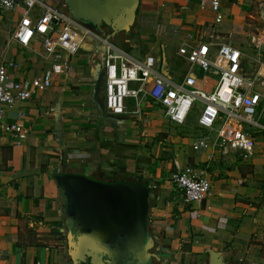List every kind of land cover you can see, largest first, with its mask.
Masks as SVG:
<instances>
[{
    "label": "crops",
    "instance_id": "crops-1",
    "mask_svg": "<svg viewBox=\"0 0 264 264\" xmlns=\"http://www.w3.org/2000/svg\"><path fill=\"white\" fill-rule=\"evenodd\" d=\"M46 1L65 8L62 0ZM199 3L140 0L134 27L113 41L122 39L141 53L135 57L125 50L136 59L154 53L167 61L166 45L203 37L211 25L212 14ZM261 4L264 0H224L223 38L233 32L237 47H246L249 34L264 29ZM20 18L17 12H0V61L14 64L7 85L30 81L49 67L54 77L47 90L4 113L6 124L22 125L27 133L19 139L0 130V264H73L55 169L102 182L152 185L148 228L159 259L153 264H208L210 251L226 264H264V214L255 206H264V133H257L255 153L247 160L236 154L215 153L210 160L196 154L191 147L201 132L196 126L189 127L196 132L190 146L178 141L169 159L150 157L147 137L159 133L144 113L150 109L141 119L109 116L104 110L100 42L87 38L75 55L53 61L40 40L24 48L12 39ZM262 52L263 60L264 46ZM252 67L249 73L257 69L256 62ZM186 123L180 127L187 129ZM186 166L205 169L210 195L200 202H185L171 182Z\"/></svg>",
    "mask_w": 264,
    "mask_h": 264
},
{
    "label": "built area",
    "instance_id": "built-area-1",
    "mask_svg": "<svg viewBox=\"0 0 264 264\" xmlns=\"http://www.w3.org/2000/svg\"><path fill=\"white\" fill-rule=\"evenodd\" d=\"M223 1L199 0L200 9L212 14V23L203 37L182 40L177 45L176 56L189 66L179 81L160 71L164 58L146 55L136 59L112 39L73 18L65 8L46 0H0V12L19 13L12 39L24 48L40 40L46 56L53 61L75 55L87 38L99 41L104 55L107 115L141 119L145 109L156 105L171 124L185 126L192 109H198L200 103L196 129L201 132L192 141V150L207 154L209 160L215 153L222 157L236 154L247 160L255 153L257 133H264V29L249 34L246 46L254 52L253 62L258 65L249 73L244 67L246 53L237 47L233 32L223 38L219 30L224 20ZM259 17L264 19V4L259 6ZM13 67L11 62L0 61V130L22 139L27 131L22 125L6 124L5 110L47 90L53 82L54 68H45L30 81L7 85L8 70ZM195 68L200 70L199 75ZM204 170L196 172L186 166L172 176L171 182L185 202H200L210 195Z\"/></svg>",
    "mask_w": 264,
    "mask_h": 264
},
{
    "label": "water",
    "instance_id": "water-1",
    "mask_svg": "<svg viewBox=\"0 0 264 264\" xmlns=\"http://www.w3.org/2000/svg\"><path fill=\"white\" fill-rule=\"evenodd\" d=\"M78 21L108 38L129 33L140 0H62ZM63 200L68 256L73 264H153L159 260L148 228L149 185L131 181L102 182L54 170ZM208 264H226L210 251Z\"/></svg>",
    "mask_w": 264,
    "mask_h": 264
},
{
    "label": "rangeland",
    "instance_id": "rangeland-1",
    "mask_svg": "<svg viewBox=\"0 0 264 264\" xmlns=\"http://www.w3.org/2000/svg\"><path fill=\"white\" fill-rule=\"evenodd\" d=\"M115 44L121 47L122 49L127 50L128 52H130V54H132L135 57L141 56V53L136 52L135 49L126 47L122 39L119 41L116 40ZM165 48H166L165 49L166 54H169V58H167L169 60H167L165 64H160V67L165 72H167L169 76L173 78L174 81H179L180 78L184 76L189 66L188 64H186L184 61H182L180 58L176 56L177 45H173V46L166 45ZM242 50L246 52V59L244 60V67L247 72L252 71L253 69L252 66L255 64L253 62L254 52L247 46L243 47ZM152 55L154 56V53ZM262 61L264 62V58ZM195 70L197 74L199 75L200 70L198 68H195ZM213 79L215 80L216 78L213 77ZM197 105H198V110H197V107L195 106L192 109V112L190 113L187 119L188 122L186 121L187 122L186 125L188 127L187 129H184V127H180V126L179 128L175 126H171V124L165 121V119L162 117L163 115H161V112H159L160 108H158L156 105H154L153 108H151L149 111L144 112V113H149L152 120H154V122L156 123L153 125H155L156 129H158L159 131L158 134L157 133L154 134L155 136L147 137L148 140L146 144L149 150L148 154L150 157H155V158L160 157L166 160L169 159L170 157H172L171 153L173 151L174 146L177 144L178 141H180L183 148L190 146L191 141H192V136L194 135V133H196L195 131H192V129L190 130V128H194V126H196L198 113L202 109V104L198 103ZM160 131H164V132H160ZM255 206H256V211L258 212L260 211L264 214L263 205L256 204Z\"/></svg>",
    "mask_w": 264,
    "mask_h": 264
},
{
    "label": "trees",
    "instance_id": "trees-1",
    "mask_svg": "<svg viewBox=\"0 0 264 264\" xmlns=\"http://www.w3.org/2000/svg\"><path fill=\"white\" fill-rule=\"evenodd\" d=\"M99 33L102 34V35L108 36L109 35V30L107 28L103 27V28L100 29ZM114 38H112V40H114ZM113 182H117V181H113ZM131 182H134V183H137V184L148 185V182L142 181V180H137V181L132 180Z\"/></svg>",
    "mask_w": 264,
    "mask_h": 264
}]
</instances>
